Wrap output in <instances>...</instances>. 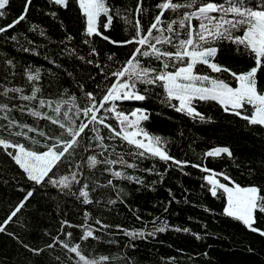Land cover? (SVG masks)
I'll return each instance as SVG.
<instances>
[{"label": "snow or ice", "instance_id": "6c2138e0", "mask_svg": "<svg viewBox=\"0 0 264 264\" xmlns=\"http://www.w3.org/2000/svg\"><path fill=\"white\" fill-rule=\"evenodd\" d=\"M13 9L0 0V264H141L139 246L155 251L172 233L203 250L176 247L158 264H198L209 240L235 250L207 220L171 222L182 205L264 241V0H19ZM166 109L201 125L217 122L211 109L238 118L260 150L224 144L191 159L182 130L151 127ZM158 189L166 197L142 212L134 198ZM244 250L264 264L250 243Z\"/></svg>", "mask_w": 264, "mask_h": 264}, {"label": "trees", "instance_id": "16d2710c", "mask_svg": "<svg viewBox=\"0 0 264 264\" xmlns=\"http://www.w3.org/2000/svg\"><path fill=\"white\" fill-rule=\"evenodd\" d=\"M19 6V0H14V9ZM13 9V10H14ZM205 108L208 106L205 105ZM210 114L217 115V122L211 125H201L199 123L192 122L187 118L174 113L170 109L165 110L164 115H153L151 127L154 130L163 133H174L177 129L182 130L186 139L182 142L183 150L188 153V157L196 159L207 149L217 146L230 144L236 148L238 152H259L260 143L258 138H253L243 129V121L238 118L227 117L226 114L217 113L216 109H211ZM194 140L192 148H188V143ZM179 155L183 156V152H179ZM0 166H2V158H0ZM238 175V173H237ZM239 178V177H238ZM197 177L183 178L185 184H190L192 180ZM169 184L174 187V191L177 195L179 192V185L175 184V181H170ZM197 196H202L198 186L195 187V191L192 193L191 198L195 199ZM166 193L163 189H158L156 193L137 195L134 198V202L138 203L142 212L146 209L152 211L151 202L155 199H164ZM3 198H0V216L4 214V208L6 205L2 204ZM200 203L208 201H198ZM211 205L219 210L220 201L212 200ZM184 211H177L176 215H173L171 222H175L182 226H190L193 229H197L198 225L196 220H207L211 231L217 232L221 237H226L230 234L231 240L237 242L235 250L231 246L228 239L223 240H209L207 243L211 245L209 257L197 258L198 264H252V257H250L244 250V245L250 243L257 249L258 255L256 260L264 258V241H261L256 235L250 234L247 231L234 227L231 225H223L217 223L209 214L203 213L199 208H193L191 206H184ZM64 209V206L61 205ZM126 209L121 208L122 213H126ZM38 215V214H37ZM188 216H193L196 219L189 221ZM150 219V217H145ZM49 219L53 226H56V207L55 204L49 210ZM80 219L79 216L76 217ZM135 226H139L138 222ZM163 243L159 241L155 242V251L153 250V244L149 243L147 246H139V257L141 258V264H158L160 255L163 254H177L175 253L176 247H182L186 250V256H191L192 252L202 251L201 242L193 241L188 234L172 233L164 234L160 238ZM243 242V243H239ZM173 245V247H169ZM178 255V254H177ZM181 264H191L186 258L181 261Z\"/></svg>", "mask_w": 264, "mask_h": 264}]
</instances>
